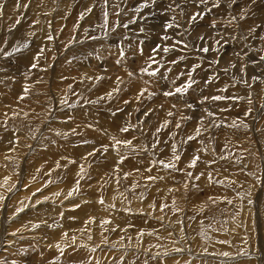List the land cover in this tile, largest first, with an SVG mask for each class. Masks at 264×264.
<instances>
[{
  "label": "rangeland",
  "instance_id": "rangeland-1",
  "mask_svg": "<svg viewBox=\"0 0 264 264\" xmlns=\"http://www.w3.org/2000/svg\"><path fill=\"white\" fill-rule=\"evenodd\" d=\"M33 1H37V0H30L27 2V4L29 5V3L33 2ZM44 1H45V3L43 2V0H38L37 2H34L33 3L34 5L32 6V8L37 9L38 6H40L41 8L42 7L43 8H48V7L50 8V6H52V5L58 6L59 4H60V6L62 5L66 8V6L69 4L70 0H51V1L47 0L49 2H47L46 0H44ZM52 1H53V3H52ZM91 1L95 4L99 3L101 5V7L98 8V10H97V14H96L95 19L99 20L100 19L99 16L101 14L103 15V17H102L103 28L101 31L90 32V30H91V29L89 30L90 25L87 26V29L89 30V32H88V35L86 37V40H89L90 42L88 41V43L92 44V45H94L96 43L93 46L92 50L91 49L89 50L90 55L92 57L93 56L95 57V61H94L95 65L93 67V69L96 70L95 72H93V71L88 72L85 69L81 70V68L83 67L82 62L87 58V56H90L88 53L85 54V51L87 50V48L81 46L83 44L81 42L82 41L84 42L83 37L79 38V40H78L79 41L78 43H80L79 47L81 48L80 52L79 53H78V51L73 52V54L71 55V59H70V57L68 58V60H67L68 64L66 63V65H64V63H63L61 66H58L59 61L56 60L57 57L53 58L50 56L48 46H45L43 48V52H46L47 54H49V58L50 59L53 58V59H52V61H49L47 63V66H45L43 63H40L42 60H44L41 57H40L39 61L33 62L31 57H26V56L22 55L23 53H20L19 51L16 52L15 51L16 47L21 48L20 46H23L25 39L28 38L26 36L27 30L29 28H31L30 30H32L33 29L32 27H34V25L37 26V24L39 23L38 22L39 20L36 19L34 14H32V13L30 14L27 9L25 10V12L27 11L25 14L26 17H25V15H22V17H21V15L16 16L17 14H15V13H17L16 12L17 9H16V7H14V5L16 3L19 4V2H21V4H23L25 2V0H18V2H16V0H0L1 5L6 4V5H8V7H12L11 9H9V14L11 11L12 13H14V17H16V18L19 17L16 20L15 26H13L12 25L13 22L10 21L11 15H9L10 18H8V20L3 21V22H2V20H3L2 18L5 14L1 13V15L2 14L3 15L0 17L1 18L0 29L2 27H6V24H7L5 35L4 34L1 35V31H0V39L2 40V41H0V45L2 44V47H0V52H2V53L4 52L3 54H5V55L1 54L2 57L0 58V73H4V72L8 71L11 73L10 77L12 79L11 80L9 78L8 82H6L7 80L6 81L2 80L3 83H1V81H0V86H1L0 87V109L3 107L5 108V105H2V102L5 101V99H3V97H4L3 92L6 93L8 99H13V97L16 96V91L18 89H20L18 87H19V83L21 84L20 79H21L22 75L27 76V78H29V76H30L29 73H32V71H34L35 69H38V70L44 69V72L49 71V73L46 74V76L49 75V77L51 76L50 71L52 69H55L57 71L56 73L62 72L63 70H64V72H68L67 70H69V73L71 72V74H73V72L75 71V70L71 71L73 67H71L69 69L67 68L68 67L67 65L73 63V64L78 66V68H77L78 75L75 76L74 81L71 83V88L69 86L65 87V90L63 92L66 95H63V97H57L56 96L55 92L52 90V86L54 84L52 81L49 83L48 80H46L45 78L41 79L40 82L47 84V87H48L47 99L52 100L54 102L55 109H58V107L56 106L57 103H58V105L60 103H62V105H63V103H64L65 105L66 104L69 105V109L80 108L83 111H85V112H87L93 116H99L100 112H103L100 115V118L101 119L103 118V120L105 119L109 122L111 121V123H113L114 118L115 119L116 118L117 119L118 118H122V119L128 118L127 120H123V121H125V123L128 121V123L131 124L130 125L131 129L134 130L137 128L136 134H137V131H142L143 133L145 132L142 139L139 138V136L138 137H131V139L133 140V138H135L134 141L138 140L140 142L142 140L145 147H146V145L149 146L148 152L151 155H154L153 158L155 159V161L149 162V164H150L149 167L153 168V166H155V167H157V165H158V167L160 166L159 169L156 168V171L159 173L160 170L163 169L162 170L163 172L159 173V175L161 174L159 177H162V176L166 177L167 182L164 180H163V182H161L163 178L156 179L157 181L156 180H148L147 177L152 176V175L154 177V175H155L151 171L149 173L148 167L146 168V170H147V171H145L146 173L140 172L138 174H136L135 170H137V172H138L139 168H134L128 177L126 174L127 168L122 169V171L124 173L121 176L126 177L124 181H125V184L127 182L128 185L127 186L121 185L118 188L119 194L122 197L121 201H124V203H126L125 201H127L128 204L127 203L126 204L128 206H132L134 203H137V202H140L141 204L145 203V205H146L148 200L152 199V200H150V202L152 203V206L150 203L149 206L151 207V209H149V210H147V208L145 207V209L147 211H143V212H145L144 215L134 213L133 207H129L130 211L120 209L119 206H116V205H119V202H118V195H117V191H116L115 187L113 189H109L110 188L109 185H111L112 183H115V180L113 179V177H110L108 174H110L112 169H119V167L116 165H113V166L111 165L109 167L112 160H110V156L105 155V154L109 153L108 150L111 149L112 143H113L112 139L110 138L109 135H106V134L101 135V134H104V131H102L99 128L98 129L92 128L93 130H95L100 135V137L98 139L90 138V137H88L89 135L83 136V131H81V127L79 128L80 129L79 132L74 133V134L71 131H68L65 134V137L61 138L59 141L57 140L58 143L51 138L53 140V142L57 145L58 148L54 153L51 151H48V153H52V159H48L46 156H44L46 151L43 150L44 149L43 144L39 142V138H40L41 132H43L45 123L42 127H39L37 125L38 121H35L33 118H31V119L29 118L32 122V125H33L32 127L29 128V124L26 127L27 123L23 122V120H22V119H26V117H27L26 115L23 117H21L22 115H20V116L18 115L19 116L18 117L16 114L15 115L11 114V115H13V116H11L10 113L7 112L8 110L5 111V109H3L4 110L3 111L1 109L2 111L1 110L0 111H1V113L2 112L3 113H2V115L0 113V116H1L0 125L2 128V129L0 128V130H1L0 131V137H2V139L5 140L8 137H13L14 143L18 144L20 146V148H22L23 147L22 139H21L22 133L20 131L26 130L27 128L29 129V132H27V133L32 138L31 143H30V144H32V147L30 148V150L28 151L27 154L24 153L22 150L19 151L18 153L14 152L15 154L19 155V162L21 164H23L25 161L24 168H23L25 177L19 178L18 176H15L17 178V181L15 182V186L21 179H23V181H25L24 183H26V182L31 183L33 181H36L38 183H42L40 181H42L45 177L46 179H48V185L50 183H52V185H51L52 187L62 189L61 194L64 195V197L67 199L66 201L71 200L70 197H73L75 194L81 195L80 196L81 201L78 202L80 205L85 203V202L91 201V197H88L90 192L87 193L86 191H82V190H79L78 192H73V194L71 196L68 195L70 192L73 191L74 187H76L77 182H79V186H80V184H88L89 186L87 187V189L90 190L92 193H95L96 197H99V196L103 197L102 199L104 201H106L108 199V197L111 195L112 200L115 203V208L113 209L114 213H113V216L111 218L113 219V221H115V222H113V223H115V225L112 223H108L106 227L112 226V228H115V229H113V231H115V232L119 231V230H121L122 232L124 231V233H126V236L125 237L123 236V239L121 236V240L123 241V243L129 242L130 245L132 243L135 244L136 249L131 250L132 251L131 255L128 253L121 254V251L124 247L123 248H116L113 250L112 247L110 248V245H108L109 247L108 246L103 247V244L105 245V243H103V244L102 243H96L92 239H88V240H85V245H92V247L94 249L88 248L87 246L81 247V248H83L82 250H79L78 248L74 249V247H72V249H71L72 251H71L70 249H67L66 247H64L63 249L67 250V251L66 252L63 251V253H61L62 248L56 247V245L54 244V241H53L54 236L52 235V233H54L56 230L58 232L60 230L59 226L65 220H72L73 219L72 218L73 205L71 203V204H65L64 205V207L61 209L59 219H56L55 214L51 211H45V210L40 211L38 209H34V210L25 211L24 216L21 219L12 220L15 224L14 225L15 228H16V226H17V228L22 227V226H27L28 228H31L32 230L30 232L24 234L25 236L19 237V239L17 240L12 251L0 252V264H86V263L91 264V262H93V261H94V264H184V263L185 264H187V263L188 264H252L251 263L252 261L256 262L255 264H264V253H263L264 252V182L262 179V178H264V142H263L264 141V129H263L264 128V92H263L264 91V88H263L264 87V81H262L264 79V76H263L264 75V64H263L264 63L263 62L264 61V0H172L171 3H168V0H161V7L158 10L155 9V7H156L155 1L158 2V0H144V1L138 0V4H139L138 6L136 5L137 4V2H135L136 0L135 1L131 0L132 2L134 1L133 2L134 7L133 6L131 7V5L129 7V10L131 13H135V14L141 13L142 14V13H146V11H147L146 9H152L150 11V13L153 14V12H154L155 15L157 14L156 15L157 18H155V20L158 22L155 23L156 24L155 26L157 27L158 30L161 28L159 30V31H161V34L166 35V33L170 31V33H173L176 38L179 37L178 41L175 39H172V38L171 39L174 40L173 41V46H174L173 52H179L180 51V53L178 55H180V54H181V56L183 55L182 60L187 59V56L185 57V55H188V53L193 54L191 59H195L196 64L192 65V63H191V65H192L191 68H193L196 65H199V67H195V69L197 68V70L200 74V78L195 84L194 83H192V84H194V86L196 88L198 87V89L200 87H202L204 89V87H205V90L203 92H200L199 96L194 95V97H196V100H193L194 103H195V101H199V102L204 101V100H201L204 97L206 100L214 102L216 100H213L212 97L218 96V95H220V93H222L221 96H224V97H235L236 98V99H222V100H220V101H223L220 103L221 107L224 106V108L222 109V111L224 113L221 112L222 113L221 117L227 118L229 116L228 119L231 118L230 120L232 121L231 123L228 124V130L227 131L226 130L225 131H219V129H222V128L214 129L213 127H209L211 130H213V132H210V133L207 132L204 136H203V133L199 134V135H191L192 131L190 129L192 126L190 127V125L188 123L193 125V127L196 125H198V127H200L199 124L203 123L205 119H201V117L199 115L198 116L197 115L192 116V115H189L187 113L186 116L190 117L191 119L188 120L186 118V122H185V119H182V116L180 114L177 117L176 111L171 112V110H173V105H174L173 100H167L168 96L162 95L163 94L162 92H164L163 88H166V87L163 86L162 91L160 92L161 94L153 92L151 87H153V88H155V87L146 83V81H148L149 83H150V81L148 79L146 80L145 74H147V73L142 71V69L146 68V66L141 65L142 63H138L139 61L135 58V56H133V54L130 51L128 52V45H126L127 48H125V50L128 52V55L125 56L124 50H123V53L121 51L117 50V48L120 47L119 45L116 48L117 44H119L118 43L119 41H115L114 39H112V37H109L106 40L105 44L92 42V40H94L96 37L97 38L98 37H105L106 35H108V32L110 29H113L114 32H119L118 27L122 23L119 15L122 12L117 11V9L114 7L110 8V6L108 4V0H91ZM40 2H41V4H39ZM87 2H88V0H75L74 4L72 6L70 5V8L68 10V13L70 12L69 14L71 15V16L69 15L70 17L68 16V14H65V11H63V10L60 11L61 13L59 12V15H58L59 19L58 20H61L62 17H60V16L63 13V16H64L63 18H65V19L69 18L68 20H70V18H71L72 19L71 21L73 22V26H74V31L72 33L67 32L65 34H61L60 40L63 41L62 45L73 41L75 32L77 30H79V21L77 20V18L78 17L80 18L82 16V11H83L84 7L87 5ZM50 3H51V5H50ZM54 3H56V4H54ZM64 4L65 5L67 4V5L65 6ZM30 5H32V4L30 3ZM35 5H37V6H35ZM57 6H55V7H57ZM4 8L5 7H3V9ZM214 8L216 9L215 11H213ZM13 9H14V11H13ZM135 10H137V11H135ZM71 12H73V13H71ZM159 13L162 15H160ZM197 13H200V15L196 16L195 20H192L191 19L192 16L197 14ZM166 16H167V18H166ZM127 17L129 18L130 15H128ZM150 19H151V17H150ZM157 19H159V20H157ZM168 19L170 20V22L168 21ZM58 20L56 22H58ZM17 21H18V23H17ZM136 21H137V19H136ZM29 22H31L30 23L31 25L29 24ZM21 24H22V26H20ZM169 24L172 25V27H168ZM129 25H131V24L127 23L126 28ZM16 26H18V27L15 30L14 28ZM56 26H57L56 24L53 26L55 30H56ZM98 27L99 26L95 25V27H93V28L95 29ZM171 28L173 31H171ZM227 28L229 31L227 30ZM141 29H143V27ZM166 29H168L169 31ZM17 30H18V32H17ZM9 31H12V32L10 33ZM197 31H199V32H197ZM208 31H210L212 33H209ZM12 33H14L15 35L14 34L12 35ZM204 34H207L208 37H207V35L204 36ZM16 35H17L18 39H17ZM52 35H53V32H52ZM84 35L85 34L82 33V36H84ZM238 35H241V36H238ZM13 36H15L17 41H15V43H14L15 45L13 44L10 46L9 44L13 41V38H14ZM80 36H81V32H80ZM235 36H238V38L241 39V41L243 40V43L245 44L242 52L236 50L237 46L233 45L235 43L232 41L234 40ZM171 37H173V35ZM184 37H185V39H184ZM201 37H203V39H201ZM181 38H183V39H181ZM214 38H215V40H214ZM126 39H127V37H125V40ZM210 39H212V40H210ZM186 40H187V42H186ZM210 41H213V42L211 43ZM217 41H219V43H217ZM160 42L162 43V41H160V40L157 43L159 46L162 45ZM202 42L203 43L205 42V43L203 44ZM186 43H188V44H186ZM189 43H191V47H189V49L188 48L182 49L183 47H185V45H186V47H187V45L189 46ZM147 45L152 46L151 42L147 43ZM212 46H214V47H212ZM230 46L233 49V50H231L232 53L229 54V57H232V60L226 59V58H228V56H224V57H226L225 59H222V57L220 56L219 58L222 59L221 64L223 67V68L221 67V71L222 72L224 71V72L221 73L219 71H215L216 67L218 66V62L215 64H214V62L216 60H218V58H216L215 60H212V58H211L210 60H207V61L204 58L205 57L208 58L210 55V52L218 53L221 51L222 54H226L225 51L227 49H229L228 47H230ZM153 47H156V46H153ZM178 47H180V48H178ZM199 47H201V49L205 48V47H207L209 49V51L207 53L202 52V55H204L203 58L201 56L195 54V53L201 52V49ZM211 48H214V49L211 50ZM159 49H161V48H159ZM190 49H192V50H190ZM1 50H4V51H1ZM5 50H7V51L11 50L9 52L6 51L7 53H11V55H7V53H5ZM29 50L33 51V49H29ZM145 51H146V46H145ZM147 52H145V58L143 59L144 64L150 60L149 59L150 57H153L150 55L151 52L149 51V49L147 50ZM249 53L251 56H249ZM160 54H161L162 58L165 56L160 52L158 54L159 57H160ZM247 54H248V56H247ZM35 55L40 56V52H38ZM149 55H150V57H149ZM59 56H61V54ZM146 57H148V58H146ZM253 57H254V59H253ZM153 58L157 59L156 56H154ZM170 58L171 59L169 61L166 60V62L168 63V65L170 64L169 66H171V67H173V64L176 65V63H173L174 60L180 61L178 56L176 57L178 59H174L173 56H170ZM78 59H79V61H78ZM147 59H149V60H147ZM255 59H257V60H255ZM170 61H171V63H170ZM260 61H261V63H260ZM182 62H184V61H182ZM210 62H212V63H210ZM185 63H188V62L185 61L184 64ZM131 64H134V67L132 69H129V68L124 69L125 67L123 68V66L131 65ZM151 64L152 65L150 68H155V70L158 69L157 77L159 79L157 78V80L159 81L161 79L159 83L160 84L165 83L166 80H164L165 79L164 73L159 74V70L162 68V66H164L163 62L158 60V63L153 64L151 62ZM210 64H212V65H210ZM224 64L227 66H225ZM237 64H238V66H237ZM256 64H258L260 66H258ZM33 65H37V67L36 66L33 67ZM38 66H39V68H38ZM186 66H189V63L187 65H185L184 67L182 66V69H184V70L188 69V67H186ZM61 67H63V68H61ZM227 67H228V69H227ZM17 68H20V69L24 68L25 70L18 72L19 69H17ZM58 68L63 69V70L61 71ZM232 68H233V70H232ZM236 68H239V69L241 68V69L239 71V70H236ZM65 69H67V70H65ZM73 69H75V68H73ZM102 71H104V73H105L104 76L100 75ZM252 71H253V73H252ZM235 72L237 73L238 76L236 75ZM129 73H131V75H129ZM210 73L213 74V79L215 80V81H213L214 87H216L215 90H214V88H211L212 84H213V82L211 81L212 78L206 79L207 74H210ZM230 74H231V76H230ZM261 74H263V75H261ZM148 76L149 75L147 74V77ZM238 77H241V78H238ZM72 78H73V76H72ZM95 78H99V81H100V79L101 80L102 79L107 80L106 82L108 84L101 81V84L104 87L105 86L107 87V88L106 87L104 88L106 91L104 89H99V91H98V89H94L95 91H91V89L86 88L87 86H84L81 89L84 98H76L75 97L76 93L75 94L71 93V90H72V88H74L77 81L80 82V80H82V79L93 81L92 79H95ZM261 78H263V79H261ZM110 79H112V81ZM230 79L231 80L234 79L233 80L234 84H233V82L229 81ZM237 79H238V81H237ZM242 79H243V81H242ZM119 81H121L122 85L123 84L124 85L120 86L118 89L119 85L117 87H115V85L118 84ZM95 82L96 81H94V83ZM131 82H137L138 86L133 85ZM4 83H6V84H4ZM13 84H14V87H13ZM24 84H25V82H24ZM179 85H182V84H179ZM230 85H232V86L230 87ZM166 86L170 87V85H166ZM134 88L139 92H141L145 89H147V91H144V94L139 97V100L135 101V103H133V104L131 102L132 105L131 104L129 105L128 103H130L129 102L130 97L132 95V90ZM157 89H159V88H157ZM225 89H226V91H225ZM102 90H104V91H102ZM108 90H110V92L111 93L113 92V93H112V96L109 97V99H108L109 101L107 103V101H106L107 98L104 95L106 94V92ZM149 90L150 91L152 90V92H148ZM191 90H193V89H191ZM96 91H98V93ZM115 91H116V93H115ZM157 91H159V90H157ZM165 92H169V91L165 90ZM41 93L43 94V92H41ZM120 93H121V95H120ZM23 94L24 93H22V97H23ZM118 94H119V96H118ZM185 95H186L185 93H183V95H182V99H184V100H186L185 98H186V96H188V95H186V96ZM115 99L117 100V102H115ZM121 101H123V102H121ZM126 101H127V103H126ZM140 101H141V103L139 104ZM217 101H219V100H217ZM144 102H145V104L143 105ZM109 103L110 104L113 103V104L110 106ZM114 104H115V107H114ZM124 104H127V105H124ZM135 104H137V105H135ZM204 104H205V101H204ZM121 105H123V106H121ZM213 105L215 106L216 104L214 103V104H212V106L209 105L210 107L209 106H203V107H205V110L202 109V111L198 110V106L195 105V107H193V110L198 112V113L207 114V115L209 112L213 113L214 115L209 116V118L213 117L214 119H216L215 123L218 124V123H220V122H218V119L220 117V113H216L213 110V109H216V108H214ZM131 106H133V107L135 106V107L132 108ZM148 106L150 109H152V111H154L153 113H152V111H150V109H148L150 111V112L148 111V113H147V110L144 111ZM144 107H145V109H144ZM139 108H140V111H139ZM128 110H129V112L132 110V112L129 113ZM5 112H6V114H5ZM169 112H171L172 115H169ZM254 112H255V114L257 113V118H258L257 123L259 124V127L256 128L257 133L258 132L261 133V136H260L261 142L260 143L258 140V134L254 132L253 126H249L250 123L247 120L251 116L254 115L253 114ZM131 113H132V115H131ZM134 113H135V115H134ZM144 113H146L148 115H146ZM156 113H159V114H157L158 117L160 116L159 120H158V117L156 116ZM226 113H229V114H226ZM7 114H9V116ZM3 115L4 116L7 115V116L3 117ZM125 115H127V116L125 117ZM62 116H64V117H62V120L64 123H68L70 121L67 110L64 111ZM145 116H147V117H145ZM148 116H150V117H148ZM161 116H163V117H161ZM165 116H168L169 118L165 117ZM10 117L13 118V120H14V118L15 119L18 118L17 120H15V121H17V123H18V120L22 118L19 121H22L21 123H23V124L25 123L24 124L25 126L24 125L22 126V124H19V123L17 124L19 127H21L22 130H20V128L18 130V126L16 125V122H15V126H13L14 123L12 121H10V119H9ZM81 117H79V119H81ZM155 117H156V119H155ZM176 117H177V120H176ZM2 118H3L4 123H6L4 126L6 127V125H7L11 130L8 128H5V127L4 128L7 131H5L3 129ZM134 118H137V119H134ZM148 118H149V120H148ZM161 118H162V120H161ZM7 119H9V123L7 122ZM153 119H154V121H153ZM178 119H180V123L176 124L175 120L178 121ZM165 120H166V122H165ZM116 121L121 124L120 121H118V120H116ZM131 121L132 122L134 121V123L132 124ZM182 122H183V124H186V125H183ZM233 122L237 125L236 127L232 126ZM11 123H13V124H11ZM145 123H147V124L145 125ZM157 123H160V125L159 124L157 125ZM10 124L12 125V127L14 129L11 128ZM143 124L145 125V127L143 126ZM76 125L78 126L79 124H76ZM153 125L156 126V131L154 129L155 127L153 128ZM164 125H165V127H164ZM176 125H179V127H177ZM181 125H183L185 127H182ZM212 125L214 126V124H212ZM16 126H17V129H16ZM159 126H162V127H159ZM146 127H148V128H146ZM123 128H125L124 125H123ZM157 128L158 129L161 128V129H159V131H157ZM163 130H165V131H163ZM187 131H189L190 133ZM222 133H224V136H222ZM127 134H131V132H128ZM189 134L192 137H194V139L188 140L187 138L190 136ZM95 135H94V137H95ZM238 135H240V136H238ZM73 136L79 140L76 141L74 138H71ZM241 137H242V139L244 138L242 140V143L240 142ZM184 138H185V140H184ZM2 139L0 140V161H2L1 158L7 156L9 153V150L12 149V147L8 146L7 145L8 143L3 142ZM143 140H145V141H143ZM224 140H225V142H224ZM8 141L11 143V140H8ZM227 141L228 142L230 141V143H233V144H230ZM97 143H98V145H97ZM244 143L247 144V147H245ZM170 144L173 147H175V151H176V148L178 147V148L183 149L185 152V154L182 156V158H180L181 162H177L178 164H176L174 162V164H176V167H175L176 171L174 172L176 174L175 178H173V174H174L173 169L171 172V169H167L159 163L160 159L165 161V163H167L169 161H171L173 163V161H175L174 159H171L170 154H167L165 151V148L167 150L168 147L170 146ZM5 145L7 146V148L3 149V147ZM102 146L107 147L106 152H104L102 150ZM205 147L207 149L212 150V154H210V157L212 158V155L214 157L210 161L206 159L207 158L206 156H204L205 153L207 152L205 150ZM234 147H237V148H234ZM226 149H227V152L229 151L228 153L225 152ZM155 151H157V154H153V152H155ZM159 151H161V152H159ZM162 151H163V153H162ZM175 151L173 150V153ZM237 151H238V153H237ZM91 152H95V154L94 155H88ZM188 152L190 153V155L192 154V152H193V154L190 156L188 154ZM173 153L171 154V156H173ZM202 154H204V155H202ZM155 155H156V157H155ZM193 155H194V157L199 156V159H198L199 162L197 160L196 161L197 164H195L196 168L189 166L191 164V161L194 158ZM184 156H189V157H184ZM135 158H136V156H134V155L130 156V161L132 163L130 162L128 164V166L138 167V165H140L142 162L144 163V162L148 161V158L146 161V160L140 159V156H137L136 159ZM183 158H185V160ZM220 159H222L223 161ZM55 161H57L58 165L55 164ZM139 161L140 162L142 161V162L140 163ZM184 161H188L189 163L188 162L186 163ZM105 162L109 163V165L106 164ZM143 163L141 165H143ZM179 163L182 165L181 167H180ZM221 163H224V164H221ZM81 165H83V168H84L83 173H81V171H80ZM186 165H187V167H186ZM209 165H210V167H207ZM212 165H213V167H212ZM227 165L231 166L230 168H228L229 170L227 168H225ZM39 166H41V168L38 171H36V169ZM197 166H199V167H197ZM178 167L181 168V170ZM201 167L202 168L204 167L205 169H201ZM217 167H218V170H216ZM0 168H1V165H0ZM154 169H153V171H154ZM226 169H227V172H226ZM165 170H167V171H165ZM178 170L181 172H179ZM209 170L212 172H210ZM2 171H3V168H1L0 174H2L1 173ZM196 171H197V173H195ZM201 171H203V172H201ZM219 171H221L222 173ZM19 172H20V174H19V176H20L22 169H20ZM169 172H171V175H168ZM36 173L38 175H36L33 179L32 178L29 179L31 174H36ZM164 173H166V176ZM187 173H191V176L188 177V175H186ZM201 173H203V175H201ZM216 174L218 175V177L215 176ZM230 175H231V177H230ZM167 176H169V177H167ZM155 177H157V176H155ZM182 177H185L186 179L182 178ZM209 177H212V178L209 180ZM206 178H208V179H206ZM217 178H218V180L220 178V180H219L220 182L217 180ZM243 179H245V180H243ZM259 179H261V180L259 181ZM199 180H200V182H199ZM149 181H151V183ZM223 181H224V183H223ZM118 182L122 183L121 178L118 180ZM159 182H160V184L166 183L165 184L166 186L161 184V188H162V186H163V188L160 189V186L158 188V185H160V184H158ZM171 182H173V184ZM189 182H190V184H188ZM197 182H199V183H197ZM221 182L224 185H220ZM261 182H263V184ZM24 183H23V185H24ZM167 183L168 184L171 183V185H167ZM251 183H253L255 188L253 187V185H251ZM179 184L180 185L182 184V185L179 186ZM191 184H192V186H190ZM196 185L199 187H196ZM72 186H74V187H72ZM128 186L131 188V190L129 189ZM153 186H155V188ZM166 187H168V188L166 189ZM183 187H186L187 189L186 188L184 189ZM221 187H223L225 189H223ZM246 187H248V188H246ZM249 187H250V189H249ZM256 187L257 188L260 187V194H259L260 199L258 201H256L257 197H255L256 192H254V190H252V188L256 189ZM20 188L18 191H16L15 193L12 194V197H11L12 200H15V198L17 196H19L21 193H23L25 191V190L20 189ZM68 188L70 190L67 191ZM168 189H170V191H168ZM214 189H215V191H214ZM153 190L155 192H153ZM184 190L186 192H190L189 195L191 194V196H189L188 193H186ZM187 190H189V191H187ZM210 190H212L213 196L209 195ZM161 191H163V193H161ZM176 191L178 192L179 195L176 193ZM127 192H129V193H127ZM164 192H166V193H164ZM170 192H172V193H170ZM246 192H250V194H251L250 200L252 201V203L245 204V205H248L250 207V204H252L251 208L252 207L254 208V210L252 212L254 217L252 218V220H253V223H255V225L253 227L251 226L252 229L249 232H247V238H246L247 240L245 241V245L243 244L244 243L243 240H235L233 237H229V236L228 237L225 236L222 239H218V237H220V235H221V233H220L221 230H223L224 227H229L231 222H233L235 224L236 220L238 221V227L239 228L243 229L244 231H245V228H247V221L246 220L243 221V217H242V214L243 215L245 214L242 209H244V203H245L244 195ZM155 193L158 194L161 199L159 198V196L156 197ZM222 193H224L225 195ZM122 194H126V195H122ZM147 194L150 195L152 198H150V196H148ZM152 194H154L155 196ZM160 194L161 195L163 194L165 196H163V195L161 196ZM170 195H171V197H170ZM129 196L130 197L132 196L133 198L132 197L130 198ZM198 196H200V197H198ZM154 197H156V198H154ZM174 197L175 198L177 197V199H178V197H181V198L184 197L185 199H183V201L180 198H179V201L182 203L185 200V202L182 204L178 201L176 202L175 200H177V199H174ZM208 197H209V199H208ZM210 197H212L213 200H210ZM157 198H158V200H157ZM199 198L201 199V201ZM130 199H133V201L131 202L132 205L130 204V201H131ZM143 199H145V200H143ZM166 199H168V200H166ZM195 199H196V201L199 200V203L198 202H196V203L197 204L201 203L200 204L201 206L200 205L197 206L196 203L191 202V201H195ZM142 200H143V202H142ZM163 200H165V203L163 202ZM170 200H172V202H169ZM187 200H188V203H187ZM166 201H168V202H166ZM173 201H175L174 203H177V204L175 205L173 203ZM160 202H162L161 203L162 206L165 204L166 206L168 205L167 207H169V205H170L171 208L174 205L173 212H171L172 209H170V207H169V209L165 208V207H160V210H159L158 208H159V206H161ZM153 203H154V206H153ZM191 203H193V204H191ZM212 203H214V204H212ZM105 204H106V208H108V202H106ZM143 204H142V206L144 207L145 205H143ZM194 205H196V212L194 210V208H195ZM180 206H181L182 212H180L181 210L178 211L180 209ZM201 207L203 208V210L201 209ZM175 208H176V210H175ZM109 209H111V207ZM154 209H156L158 212L163 210L162 212H160L161 215L164 213V214H166V216H171L169 219L174 218L175 214H176L175 215L176 217H179V218L182 217L181 221H182L183 226L187 225L188 229H190V230L193 229L194 232H196L199 229L197 233H199V234L202 233L203 235L202 234L201 235L203 236V238L205 240V242L202 240V242L205 243V247H202V248H207V244L209 242H211L212 240L215 241V239H216V241L220 240V242L223 244L224 247L231 245V248L229 249L230 254L227 256H224L221 253H215V252L211 253L210 251L212 250V247L209 246L207 255H204L203 257H199V256L197 257L196 256L193 259V257L191 258V256H189L187 252H184V251L177 252L176 249H178V248L175 249V247L173 249V252L167 253L168 250H166V247L160 245V243H162V242H160V243L157 242L159 244V246L157 243L154 244V246H153V244H150V243H153L155 240H157L156 239L157 237L161 238V236H155L157 234H155V232L146 230L144 225H145V222L148 218V213ZM184 210H186L185 214H184ZM126 211H128L129 213L132 212L134 216L132 218L127 217ZM35 215H38L42 220L37 221L35 218ZM247 215H244V216H247ZM123 218H125V222H124ZM90 219L91 218L86 220V224L88 223V220H90ZM75 221H79V220H75ZM0 222H2V221H0ZM37 224H40V226L34 227V225H37ZM241 225L245 226V228ZM254 228H255V230H254ZM67 232L68 231H66L65 233H67ZM144 232H145V234H144ZM147 232L149 233V235ZM150 232L152 234L153 233L154 234L152 235ZM210 232H212V234H214V233L215 234L212 235V234H210ZM253 232H255L256 237L253 235ZM1 233H2V227L0 224V239H1ZM141 233H143V235H141ZM64 234L63 235L61 234V238H63V240L67 238V236H65ZM111 235H106V236L110 237ZM147 235H148V239H146ZM150 235L154 236L156 238H154V237L151 238ZM210 235L215 236V238H213V239L209 238ZM224 235H227V234H224ZM138 236H139V238H138ZM189 236L191 237L192 235H189ZM241 237L243 238V236H241ZM252 237L254 240H249ZM136 239H139V240H136ZM137 241L138 242L141 241V242H139L140 244ZM111 242H112V244H114L113 241H111ZM183 242L184 241H182L178 244L176 243L177 246L180 247L179 249H181V250L183 249V247H182ZM106 244H107V241H106ZM155 245H157V246H155ZM111 246H113V245H111ZM107 249H108V251H106ZM91 250H92V252H91ZM101 250L102 251L105 250L104 251L105 253L102 252ZM159 250H161V251H159ZM163 250H164V252H166L167 255L162 253ZM245 250H247L250 253V256H249V254H247V255L244 254ZM93 251H99V253L102 252V253H104L103 255H105V257L101 256L100 254H98L97 256H94ZM72 252H75L76 254L72 253ZM225 252L227 253L228 250L224 251V253ZM161 253L164 255H162ZM72 254H73V256H72ZM217 255H218V257H217ZM221 255L226 257V259L221 258ZM232 255H233V257H232ZM50 256L52 257V259ZM38 257L39 258L41 257V260ZM75 258H77V259H75ZM78 258H80L81 260ZM87 258L89 260H87ZM183 258H184V260H183ZM100 259H101V261H100ZM246 260H252V261L249 263H245ZM167 261H169V262H167Z\"/></svg>",
  "mask_w": 264,
  "mask_h": 264
},
{
  "label": "bare ground",
  "instance_id": "bare-ground-1",
  "mask_svg": "<svg viewBox=\"0 0 264 264\" xmlns=\"http://www.w3.org/2000/svg\"><path fill=\"white\" fill-rule=\"evenodd\" d=\"M28 1H30V0H25V2L23 3V4H21V2H19V4L18 3H16L15 5H14V7H16V9H17V13H15V14H17L16 16H19V15H21V17H22V15H25L26 14V12H25V10L27 9L28 10V12L31 14H34V16L36 17V19L37 20H39L38 22V24H37V26H35L34 25V27H32L33 29L32 30H30L31 28H29L28 30H27V33H26V36L28 37V38H26L25 39V41H24V43H23V46H20L21 48H19V52L20 53H23L22 55H24V56H26V57H31V59H32V61L33 62H35V61H39V59H40V57L42 58V59H44V60H42L40 63H43L45 66H47V63L49 62V61H52V59L53 58H56L57 57V61H59V65L58 66H61L63 63H64V65H66V63H67V60H68V58L70 57V59H71V55L73 54V52H75V51H78V53L80 52V50H81V48L79 47V44L80 43H78L79 41V38H81V37H83L84 38V42L82 41L81 43H83L81 46H83V47H86L87 48V50L85 51V54H89L90 55V52H89V50L91 49L92 50V48H93V46L96 44H94V45H92V44H89L88 43V41L89 40H86V37H87V35H88V32H89V30H90V32H92V31H101L102 30V28H103V20H102V17H103V15L101 14L100 16H99V20H97V19H95V17H96V14H97V10H98V8H100L101 7V5L98 3V4H95V3H93L91 0H88V2H87V5L84 7V9H83V11H82V16L79 18H77V20L79 21V30H77L76 32H75V35H74V38H73V41H71V42H68V43H66V44H64V45H62V43H63V41L62 40H60V36H61V34H65V33H67V32H69V33H72L73 31H74V26H73V22L71 21L72 19L70 18V20H68V19H65V18H63L64 16H63V13L61 14V16L60 17H62L61 18V20H58L59 19V17H58V15H59V12L61 11V10H63V11H65V14H68V16L70 15L69 13H68V10H69V8H70V5L72 6L73 4H74V2H75V0H70L69 1V4L66 6L65 4V6H66V8L64 7V6H60V4L57 6V5H52V6H50V8L48 7V8H41L40 6H38V8L37 9H34V8H32V6L34 5L33 3L34 2H37V1H33V2H30L32 5H30V3H29V5L27 4V2ZM47 1V0H46ZM49 1H51V0H49ZM49 1H47V2H49ZM135 1V0H134ZM133 1V2H134ZM144 1V0H143ZM171 1L172 0H168V3H171ZM15 2V1H14ZM16 2H18V0H16ZM43 2L45 3V1L43 0ZM58 2V1H57ZM56 2V3H57ZM104 2V1H103ZM133 2L131 1V0H108V4H109V6H110V8L111 7H114V8H116L117 9V11H121L122 13L119 15L120 16V19H121V21H122V23L119 25V27H118V30H119V32H114L113 31V29H110L109 30V32H108V35H106L105 37H96L94 40H92V42L94 43V42H97V43H103V44H105V42H106V40L109 38V37H112V39H114L115 41H119L118 43L119 44H117V46H116V48L118 47V45L120 46L119 48H117V50H119V51H121L122 53H123V50H124V55L126 56V55H128V52L130 51L132 54H133V56H135V58L139 61H137L138 63H142L141 65H145L146 66V68H148V71L149 72H151V71H153V70H155V68H150L149 67V64H151V61L149 60V59H147V60H149V61H147L145 64H144V61H143V59L145 58V52H147V50L149 49V51L151 52V56H156L157 57V59H155V60H159V61H162L163 62V64H164V66H162V68L159 70V74H162V73H164V80H166L165 81V83H163V84H160L159 82H160V80L158 81L157 80V75H158V72H157V74L155 75V76H148L147 77V74H145V77H146V80L148 79L149 81H150V83L148 82V81H146V83H148V84H150V85H152V86H154L155 88H153V87H151V89L153 90V92H155V93H160L161 91H162V88H163V86H165L166 88H163L164 89V92H162L163 94V96H166V95H164V93H165V90L166 91H172V92H175V89L176 88H179V87H184L188 82H189V80H191V81H194V84L199 80V78H200V74H199V72H198V70H197V68L195 69V71L194 72H192L191 70L193 69V68H191V66L192 65H194V64H196L195 63V59H191V57L193 56V54L192 53H188V55H185V57L187 56V59L185 60H182V56H181V54L180 55H178L179 53H180V51L179 52H173L174 51V46H173V41L174 40H172V39H175V40H179V37L178 38H176L175 37V35L173 34V33H170V31L168 30V29H166V30H168L169 32H165L166 33V35H162L161 34V31H159L158 29H157V27L155 26L156 24V22H158V21H156L155 20V18H157L156 17V15L154 14V12H153V14L152 13H150V11L152 10V9H146L147 11H146V13H140V14H135V13H131L130 12V10H129V7H130V5H131V7L133 6ZM135 2H137V6L139 5L138 4V0H136ZM147 2V1H146ZM153 2V1H152ZM156 2V4H155V9H160V7H161V0H158V2L157 1H155ZM13 3V2H12ZM52 3H53V1H52ZM56 3H54V4H56ZM63 3V2H62ZM140 3V2H139ZM173 3V2H172ZM39 4H41V2L39 3ZM49 4V3H48ZM58 4V3H57ZM11 5V4H10ZM50 5H51V3H50ZM95 7H94V6ZM187 5V4H186ZM0 6H2V7H0V17L3 15V14H5L4 16H3V20H2V22L3 21H6V20H8V18H10V16L9 15H11V18H10V21L11 22H13L12 23V25L13 26H15V23H16V20L19 18H16V17H14V13H12L11 11H10V14H9V9H11L12 7H8V5H1L0 4ZM35 6H37V5H35ZM49 6V5H48ZM55 6H57V7H55ZM146 6V5H145ZM169 6V5H168ZM226 6V5H225ZM3 7H5L4 9H3ZM134 7V6H133ZM147 7V6H146ZM181 7V6H180ZM139 8V7H138ZM210 8V7H209ZM144 10V9H143ZM216 9L214 8L213 9V11H215ZM227 10V9H226ZM13 11H14V9H13ZM135 11H137V10H135ZM139 11V10H138ZM149 11V12H148ZM155 11V10H154ZM263 11V10H262ZM158 12V11H157ZM160 12V11H159ZM173 12V11H172ZM1 13H3L2 15H1ZM24 13V14H23ZM61 13V12H60ZM71 13H73V12H71ZM160 14V13H159ZM166 14V13H165ZM169 14V13H168ZM174 14V13H173ZM214 14V13H213ZM128 15H130V17L128 18L127 16ZM160 15H162V14H160ZM167 15V14H166ZM171 15V14H170ZM175 15V14H174ZM29 16V15H28ZM67 16V15H66ZM71 16V15H70ZM69 16V17H70ZM168 16V15H167ZM167 16H166V18H167ZM229 16V15H228ZM231 16V15H230ZM25 17H26V15H25ZM30 17V16H29ZM150 17H151V19H150ZM172 17V16H171ZM239 17V16H238ZM24 18V17H23ZM31 18V17H30ZM73 18V17H72ZM165 18V17H164ZM136 19H137V21H136ZM170 19V18H169ZM168 19V21L170 22V20ZM172 19V18H171ZM210 19V18H209ZM30 20V19H29ZM34 20V19H33ZM58 20V22H56ZM157 20H159V19H157ZM31 21V20H30ZM55 21V22H54ZM71 21V22H70ZM120 21V22H121ZM167 21V20H166ZM165 21V22H166ZM0 22H1V18H0ZM21 22V21H20ZM25 22V21H24ZM32 22V21H31ZM31 22H29V24L31 23ZM37 22V21H36ZM198 22V21H197ZM127 23H130L131 25H129L127 28H126V24ZM164 23V22H163ZM10 24V23H9ZM23 24V23H22ZM22 24L20 25V26H22ZM36 24V23H35ZM57 25L56 26V30L54 29V25ZM185 24V23H184ZM31 25V24H30ZM33 25V24H32ZM52 25V26H51ZM88 25H90V28H89V30L87 29V26ZM95 25L96 26H99L98 28H93V27H95ZM167 25V24H166ZM195 25V24H194ZM9 26V25H8ZM19 26V27H20ZM162 26V25H161ZM165 26V25H164ZM199 26V25H198ZM6 27H7V24H6ZM6 27H2L1 29H0V31H1V35L2 34H4L5 35V32H6ZM18 26H16L14 29L16 30V28H17ZM143 27V29H141ZM172 27V26H171ZM237 27V26H236ZM166 28V27H165ZM200 28V27H199ZM226 28V27H225ZM13 29V30H14ZM20 29V28H19ZM18 29V30H19ZM137 29V30H136ZM18 30H17V32H18ZM165 30V31H166ZM227 30H228V28H227ZM21 31V30H20ZM171 31H173L172 30V28H171ZM205 31V30H204ZM229 31V30H228ZM235 31V30H234ZM10 33L12 32V31H9ZM16 32V31H15ZM14 32V33H15ZM52 32H53V35H52ZM80 32H81V36H80ZM175 32V31H174ZM196 32V31H195ZM197 32H199V31H197ZM209 33H212V32H210V31H208ZM14 33H12V35L14 34ZM82 33L83 34H85L84 36H82ZM164 33V32H163ZM29 34V35H28ZM176 34V33H175ZM208 34V33H207ZM207 34H204V36L205 35H207ZM11 35V36H12ZM15 35V34H14ZM173 35V37H171ZM177 35V34H176ZM182 35V34H181ZM180 35V36H181ZM185 35V34H184ZM179 36V35H178ZM186 36V35H185ZM203 36V35H202ZM238 36H241V35H238ZM238 36H235V38H234V40L232 41V42H234L235 44H233V45H236L237 47H236V50H238V51H243V47L245 46V44L243 43V40L241 41V39H239L238 38ZM6 37V36H5ZM14 38H13V41L9 44L10 46L11 45H13L14 43H15V41H17V39H18V37H17V35H16V37H17V39L15 38V36H13ZM125 37H127V39L125 40ZM182 37V36H181ZM207 37H208V35H207ZM20 38V37H19ZM172 38V39H171ZM194 38V37H193ZM212 38V37H211ZM238 38V39H237ZM160 41H162V45L161 46H159L157 43H158V41L159 40ZM181 39H183V38H181ZM184 39H185V37H184ZM210 40H212V39H210ZM214 40H215V38H214ZM0 41H2L1 39H0ZM87 41V42H86ZM182 41V40H181ZM198 41V40H197ZM221 41V40H220ZM90 42V41H89ZM151 42V45L152 46H148L147 45V43H150ZM186 42H187V40H186ZM211 43L213 42V41H210ZM203 43V42H202ZM205 43V42H204ZM203 43V44H204ZM216 43V42H215ZM186 44H188V43H186ZM247 44V43H246ZM15 45V44H14ZM100 45V44H99ZM126 45H128V52L125 50V48H127L126 47ZM175 45V44H174ZM177 45V44H176ZM45 46H48V48H49V54H50V56L51 57H53L52 59H50L49 58V54H47L46 52H43V48L45 47ZM61 46V47H60ZM101 46V45H100ZM106 46V45H105ZM145 46H146V51H145ZM153 46H156V47H153ZM179 46V45H178ZM197 46V45H196ZM0 47H2V44L0 45ZM165 47H167L168 49H169V51H167V52H165V51H163V49L165 48ZM181 47V46H180ZM180 47H178V48H180ZM189 47H191V43H189V46L187 45V47H183L182 49H184V48H188L189 49ZM212 47H214V46H212ZM60 48V49H59ZM159 48H161V49H159ZM176 48V47H175ZM200 49H201V47H199ZM229 49H227L225 52H226V54H222L221 53V51L220 52H218V53H212V52H210V55H209V57L207 58V57H205L204 59L207 61V60H210L211 58H212V60H215L216 58H218V60H216L215 62H214V64L215 63H217L218 62V66L216 67V69H215V71H219V72H221V73H223L222 71H221V67H222V64H221V60L222 59H225L226 57H224V56H228V58H226V59H228V60H232V57H229V54L230 53H232V51L231 50H233L232 48H231V46L230 47H228ZM15 49V48H14ZM16 49H17V47H16ZM29 49H33V51H31V50H29ZM154 49H157V51H154ZM173 49V50H172ZM212 49H214V48H211V50ZM190 50H192V49H190ZM197 50V49H196ZM1 51H4V50H1ZM7 50H5V53H7V52H9V51H11V50H9V51H7ZM104 51V50H103ZM106 51V50H105ZM163 54V55H165L163 58L161 57V54H160V57L158 56V54L160 53V52ZM16 52H18V51H16ZM38 52H40V56H37V55H35V54H37ZM159 52V53H158ZM4 53V52H3ZM2 52H0V58L2 57V55L1 54H3ZM148 53V52H147ZM61 54V56H59ZM173 54V55H172ZM184 54V53H183ZM187 54V53H186ZM195 54H197V55H199V56H201L202 58L204 57V55H202V51L200 52V53H195ZM3 55H5V54H3ZM147 55V54H146ZM150 55H149V57H150ZM232 55V54H231ZM237 55V54H236ZM170 56H173V58L174 59H180V61H178V60H176V65H174L173 64V67H171V66H169L168 65V63L166 62V60H170L171 58H170ZM178 56V58H176ZM222 57V59L221 58H219V57ZM247 56H248V54H247ZM249 56H251L250 55V53H249ZM181 57V58H180ZM235 57V56H234ZM46 58V59H45ZM146 58H148V57H146ZM234 59V58H233ZM252 59V58H251ZM253 59H254V57H253ZM55 60V59H54ZM173 60V59H172ZM171 60V61H172ZM255 60H257V59H255ZM78 61H79V59H78ZM95 57L93 56H87V58L82 62V65H83V67L81 68V70H83V69H85L86 71H88V72H91V71H93V72H95L96 70H94L93 69V67H94V65H95ZM171 61H170V63H171ZM175 61V60H174ZM182 61H186V62H188L189 63V66H186V67H188V69H182V66L184 67L185 65H187L188 63H185L184 64V62H182ZM225 61V60H224ZM227 61V60H226ZM213 62V61H212ZM212 62H210V63H212ZM264 62V61H263ZM191 63H192V65H191ZM227 63V62H226ZM260 63H261V61H260ZM68 64V63H67ZM154 64V63H153ZM160 64V63H159ZM162 64V65H163ZM184 64V65H183ZM213 64V65H214ZM228 64V63H227ZM231 64V63H230ZM264 64V63H263ZM152 65V64H151ZM161 65V64H160ZM210 65H212V64H210ZM225 65V64H224ZM234 65V64H233ZM256 65H258V64H256ZM8 66V65H7ZM36 67H37V65H35ZM68 67V69L69 68H71V67H73V68H75V69H73L72 68V70L71 71H74L73 72V74H71V72L69 73V70H67V69H65V70H67L68 72H64V70L63 69H59V70H63L62 72H59V73H56L57 71L55 70V69H52L50 72H51V76L49 77V75L48 76H46V74L47 73H49V71L48 72H44V69H40V70H38V69H35L34 71H32V73H29L30 74V76H29V78H27V76H21V79H20V82H21V84L19 83V87L18 88H20V89H18L17 91H16V96L15 97H13V99H8L7 98V95H6V93H4L3 92V99H5V101H3L2 102V105H5V108L3 107V108H1L2 110L3 109H5V111L6 110H8L7 112H9L10 113V115L11 114H16L17 116L19 115H22L21 117H23V116H27L26 117V119H22L23 120V122H26L27 124H26V127L28 126V124H29V128L30 127H32L33 125H32V122H31V118H33L35 121H38V123H37V125L39 126V127H42L43 125H44V123H45V125H44V129H43V132H41V135H40V138H39V142L40 143H42L43 144V150H45L46 152H45V154H44V156H46L48 159H52V153H48V151H51V152H55L56 150H57V145L53 142V140L54 141H56L57 142V140L59 141L61 138H63V137H65V134L68 132V131H71L73 134L74 133H77V132H79V128L81 127V131H83V136H85V135H89L88 137H90V138H95V139H98L99 137H100V135L95 131V130H93L92 128H95V129H101L102 131H104V134H101V135H109L110 136V138L112 139V147H111V149L110 150H108L109 151V153H107V154H105V155H108V156H110V160H112V162H111V164L109 165V163H107V162H105L106 164H108L109 165V167L112 165H116V166H118L119 167V169H112L111 170V172H110V174H108L110 177H113V179L115 180V183H112L111 185H109V189H113L114 187H115V189H116V191H117V195H118V202H119V205H116V206H119V208L120 209H123V210H129V207H133V212L134 213H136V214H141V215H144L145 214V212H143V211H147V210H149V209H151V207L149 206V204L151 203L150 202V200H152V199H150V198H152L150 195H148V196H150V200H148V202H147V204L145 205V203L143 204V205H145L144 207L142 206V204L140 203V202H137V203H134L133 205L131 204V202L133 201V199H130L131 201H130V204L132 205V206H128L127 204H128V202L127 201H125L126 203H124V201H121V199H122V197H121V195L119 194V190H118V188H119V186H121V185H124V186H127L128 184H127V182H126V184H125V178L126 177H124V176H121L124 172L122 171V169H126L127 171H126V174H127V177L131 174V172H132V170L134 169V168H139V170H138V172H137V170H135L136 171V174H138V173H140V172H145V171H147L146 170V168L148 167L149 169H151V172H153V174H155L154 175V177L155 176H157V177H159L160 175H159V173L160 172H163L162 170H160V172L158 173L157 171H156V168L157 169H159L160 168V166L158 167V165H157V167H155V166H153V168H150L149 166H150V164H149V162H152V161H155V159L153 158L154 157V155H151L149 152H148V148H149V146H147L146 145V147H145V145L143 144V142H142V140H141V142L140 141H138V140H135L134 141V139L135 138H133V140L131 139V137H138L139 136V138H143V135H144V133L142 132V131H137V134H136V130H137V128L136 129H131L130 128V125L131 124H129L128 123V121L125 123V121H123V120H127L128 118H124V119H122V118H114V120H113V123H111V121L109 122V121H107V120H103V118L101 119L100 118V115L103 113V112H100V114H99V116H93V115H91V114H89V113H87V112H85V111H83L82 109H80V108H74V109H69V105H65L64 103H63V105H62V103H60L59 105H58V103L56 104V106L58 107V109H55V105H54V102L52 101V100H48L47 99V96H48V87H47V84H44V83H41L40 81H41V79H46V80H48V82L50 83L51 81L54 83L53 84V86H52V90L55 92V94H56V96L57 97H63V95H66L63 91L65 90V87L66 86H71V83L74 81V78H75V76L76 75H78V71H77V68H78V66L77 65H75V64H73V63H71V64H69V65H67ZM225 66H227V65H225ZM236 66V65H235ZM234 66V67H235ZM237 66H238V64H237ZM258 66H260V65H258ZM257 66V67H258ZM125 67V68H124ZM134 67V64H131V65H127V66H123V68L124 69H127V68H129V69H132ZM159 67V66H158ZM185 67V68H186ZM4 68V67H3ZM38 68H39V66H38ZM61 68H63V67H61ZM223 68V67H222ZM231 68V67H230ZM17 69H19L18 70V72L19 71H24L25 69L24 68H22V69H20V68H17ZM227 69H228V67H227ZM241 69V68H240ZM240 69L239 68H236V70H239L240 71ZM251 69V68H250ZM261 69V68H260ZM223 70V69H222ZM231 70V69H230ZM232 70H233V68H232ZM28 71V70H27ZM254 71V70H253ZM253 71H252V73H253ZM27 73V72H26ZM236 73V72H235ZM10 72H8V71H6V72H4V73H0V81H1V83H3L2 82V80H7L6 82H8V79L10 78L11 79V77H10ZM19 74V73H18ZM229 74V73H228ZM21 75V74H20ZM26 75V74H25ZM65 75V76H64ZM100 75H105V73H104V71H102L101 72V74ZM236 75H237V73H236ZM241 75V74H240ZM253 75V74H252ZM261 75H263V74H261ZM16 76V75H15ZM14 76V77H15ZM72 76H73V78H72ZM230 76H231V74H230ZM238 76V75H237ZM264 76V75H263ZM13 77V76H12ZM17 77V76H16ZM207 78H212L211 79V81L213 82V81H215L214 79H213V74L212 73H210V74H207V76H206V79ZM235 78V77H234ZM238 78H241V77H238ZM16 79V78H15ZM159 79V78H158ZM246 79V78H245ZM261 79H263V78H261ZM12 80V79H11ZM45 80V81H46ZM93 81H91V80H84V79H82V80H80V82H76V85L74 86V88H72V90H71V93L72 94H75L76 93V98H84V96H83V93H82V91H81V89H82V87H84V86H87L86 88H88V89H91V91H95L94 89H98V91H99V89H104L105 87L101 84V81H103V82H105V83H107L106 81V79H100V81H99V78H95V79H92ZM111 81H112V79H110ZM234 80V79H233ZM233 80H229V81H231V82H233V84H234V81ZM247 80V79H246ZM250 80V79H249ZM94 81H96L95 83H94ZM158 81V82H157ZM237 81H238V79H237ZM242 81H243V79H242ZM262 81H264V79L262 80ZM12 82V81H11ZM24 82H25V84H24ZM133 85H136V86H138V83L137 82H131ZM162 83V82H161ZM236 83V82H235ZM247 83V82H246ZM250 83V82H249ZM4 84H6V83H4ZM108 84V83H107ZM114 84V83H113ZM179 84H182V85H179ZM194 84H192V86L190 87V88H187L186 89V91L184 92L186 95H188V96H186V100H184V99H182V95L183 94H181V93H176L175 95H171V96H168V98H167V100H173V104L175 105V107H173V110H171V112L172 111H176L177 112V117L179 116V114L182 116V119H185V122H186V118L189 120V119H191L190 117H187L186 115H187V113L189 114V115H192V116H194V115H199L200 117H201V119H205L204 120V122L203 123H201V124H199V126L200 127H198V125H196V126H194L193 127V125H191L190 123H188L189 125H190V127H191V131H192V133H191V135H197V129H199L200 130V134H202L203 133V136L208 132V133H210V132H213V130H211L209 127H213L214 129H216V128H222V129H219V131H227L228 130V124L229 123H231L232 121L230 120V119H228L229 118V116L227 117V118H224V117H221L222 115V113L221 112H223L222 111V109L224 108V106L223 107H221V105H220V103L221 102H223V101H214V102H212V101H208V100H206L205 99V97L204 98H202L201 100H204L205 101V104H204V101H201V102H199V101H195V103L193 102V100H196V97H194V95H198L199 96V93L200 92H203L204 90H205V87H204V89L202 88V87H200L199 89H198V87L196 88L195 86H194ZM208 84V83H207ZM224 84V83H223ZM231 84V83H230ZM232 84V85H233ZM242 84V83H241ZM240 84V85H241ZM245 84V83H244ZM119 85V86H118ZM124 85V84H123ZM122 85V82L121 81H119L118 82V84H116L115 85V87H117L118 86V89H119V87L120 86H123ZM128 85V84H127ZM166 85H170V87H167ZM232 85H230V87L232 86ZM247 85V84H246ZM7 86V85H6ZM257 86V85H256ZM1 87V86H0ZM12 87V86H11ZM13 87H14V84H13ZM17 88V87H16ZM15 88V89H16ZM47 88V89H46ZM107 88V87H106ZM150 88V87H149ZM157 88H159V89H157ZM211 88H214V90L216 89V87H214V82H213V84H212V87ZM264 88V87H263ZM191 89H193V90H191ZM4 90V89H3ZM7 90V89H6ZM27 90V91H26ZM105 90V89H104ZM104 90H102V91H104ZM113 90V89H112ZM152 90L150 91H148V92H152ZM157 90H159V91H157ZM98 91H96L97 93H98ZM101 91V90H100ZM106 91V90H105ZM263 91V90H262ZM41 92H43V94L41 93ZM120 92V91H119ZM118 92V93H119ZM264 92V91H263ZM22 93H24L23 94V97H22ZM102 93V92H101ZM113 93V92H112ZM112 93L110 92V90H108L107 92H106V94L104 95V96H106V98H107V103H108V99H109V97L110 96H112ZM115 93H116V91H115ZM139 91H137L135 88L132 90V95H131V97H130V103H128L129 105L131 104V102H132V104L133 103H135V101H137V100H139V97H140V95H139ZM220 93V92H219ZM256 93V92H255ZM95 94V93H94ZM110 94V95H109ZM161 94V93H160ZM46 95V96H45ZM101 95V94H100ZM120 95H121V93H120ZM192 95V96H191ZM222 95V93H220V95L219 96H221ZM255 95V94H254ZM97 96V95H96ZM118 96H119V94H118ZM151 96V95H150ZM10 97V96H9ZM45 97V98H44ZM117 97V96H116ZM162 97V96H161ZM191 97V98H190ZM92 98V97H91ZM120 98V97H119ZM2 99V100H3ZM121 99V98H120ZM1 100V101H2ZM102 100V99H101ZM122 100V99H121ZM84 101V100H83ZM120 101V100H119ZM115 102H117V100L115 99ZM121 102H123V101H121ZM167 102V101H166ZM199 102V103H198ZM114 103V102H113ZM112 103V104H113ZM137 103V102H136ZM141 103V101L139 102V104ZM168 103V102H167ZM216 104L215 106H214V108H216V109H213L216 113H220V117H219V119H218V122H220V123H218V124H216L215 123V121H216V119H214L213 117L212 118H209V115H207V114H201V113H198V112H196V111H194L193 110V107H195V105L196 106H198V110H201L202 111V109L203 110H205V107H203V106H212V104ZM112 104H110L109 103V105L111 106ZM131 104V105H132ZM145 104V102L143 103V105ZM150 104V103H149ZM208 104V105H207ZM108 105V104H107ZM124 105H127V104H124ZM135 105H137V104H135ZM168 105V104H167ZM17 106V107H16ZM121 106H123V105H121ZM147 106V105H146ZM169 106V105H168ZM190 106V107H189ZM209 106V107H210ZM238 106V105H237ZM244 106V105H243ZM114 107H115V104H114ZM132 108H134L133 106H131ZM140 107V106H139ZM151 107V106H150ZM166 107V106H165ZM164 107V108H165ZM248 107V106H247ZM137 108V107H136ZM153 108V107H152ZM158 108V107H157ZM233 108V107H232ZM253 108V107H252ZM0 109V110H1ZM144 109H145V107H144ZM148 109H150L149 108V106L144 110V111H146L147 110V113H148ZM170 109V108H169ZM1 110V111H2ZM65 110H67V112H68V115H69V118H70V121L68 122V123H64L63 122V120H62V117H64V116H62V114L64 113V111ZM136 110V109H135ZM134 110V111H135ZM155 110V109H154ZM161 110V109H160ZM1 111H0V113H1ZM4 111V110H3ZM127 111V110H126ZM125 111V112H126ZM139 111H140V108H139ZM150 111H152V109H150ZM149 111V112H150ZM158 111V110H157ZM167 111V110H166ZM57 112V113H56ZM124 112V111H123ZM122 112V113H123ZM128 112H129V110H128ZM127 112V113H128ZM130 112H132V110L130 111ZM129 112V113H130ZM154 111H152V113H153ZM162 112V111H161ZM168 112V111H167ZM3 113V112H2ZM2 113H1V115H2ZM143 113V112H142ZM224 113V112H223ZM242 113V112H241ZM5 114H6V112H5ZM105 114V113H104ZM103 114V115H104ZM144 114H146V113H144ZM157 114H159V113H156V116H157ZM226 114H229V113H226ZM251 114V113H250ZM254 115L253 116H251L249 119H247L248 120V122L250 123L249 124V126H253V130H254V132L255 133H257V127H259V124L257 123V120H258V118H257V113L255 114V112L253 113ZM8 116H9V114H7ZM7 115H5V116H7ZM131 115H132V113H131ZM130 115V116H131ZM134 115H135V113H134ZM146 115H148V114H146ZM163 115V114H162ZM4 115H3V117H5ZM11 116H13V115H11ZM18 116V117H19ZM82 116V117H81ZM127 115H125V117H126ZM154 116V115H153ZM79 117H81V119H79ZM102 117V116H101ZM134 117V116H133ZM136 117V116H135ZM145 117H147V116H145ZM144 117V118H145ZM148 117H150V116H148ZM158 117V116H157ZM161 117H163V116H161ZM165 117H168V116H165ZM177 117H176V120H177ZM0 118H1V116H0ZM7 118V117H6ZM5 118V119H6ZM30 118V119H29ZM154 118V117H153ZM159 118H160V116L158 117V120H159ZM169 118V117H168ZM173 118V117H172ZM247 118V117H246ZM4 119V120H5ZM10 119V121H12L13 123H14V125L13 126H15V122H16V125L19 123V124H22V126L25 124H23V123H21L22 121H19V120H21V119H19L18 120V123H17V121H15V120H17V119H15L14 118V120H13V118H9ZM9 119H7V122L9 123ZM83 119V120H82ZM134 119H137V118H134ZM155 119H156V117H155ZM174 119V118H173ZM234 119V118H233ZM26 120V121H25ZM116 120H118V121H120L121 122V124L120 123H118ZM148 120H149V118H148ZM161 120H162V118H161ZM164 120V119H163ZM170 120V119H169ZM175 120V123L176 124H179L180 123V119H178V121H176ZM187 120V121H188ZM0 121H1V119H0ZM2 121H3V118H2ZM6 121V120H5ZM130 121V120H129ZM153 121H154V119H153ZM191 121V120H190ZM132 122V121H131ZM130 122V123H131ZM158 122V121H157ZM163 122V121H162ZM165 122H166V120H165ZM171 122V121H170ZM173 122V121H172ZM184 122V121H183ZM183 122H182V124H183ZM240 122V121H239ZM243 122V121H242ZM247 122V123H248ZM13 123H11V124H13ZM134 123V121L132 122V124ZM161 123V122H160ZM160 123H157V125L159 124L160 125ZM168 123V122H167ZM174 123V124H175ZM192 123V122H191ZM200 123V122H199ZM234 123V122H233ZM6 123H4V121H3V124H2V126H3V129L5 130V128H8V129H10L7 125H6V127L4 126ZM10 124V126H11V128H13L12 127V125ZM76 124H79L78 126L76 125ZM147 123H145V125H146ZM152 124V123H151ZM173 124V125H174ZM212 124H214V126L212 125ZM123 125L125 126V127H127L129 130L127 131V132H124V131H122V129H123ZM135 125V124H134ZM145 125L143 124V126L145 127ZM156 125V124H155ZM168 125V124H167ZM183 125H186V124H183ZM183 125H181L182 127H185V126H183ZM217 125H219V126H217ZM18 126V125H17ZM17 126H16V129H17ZM25 126V125H24ZM149 126V125H148ZM172 126V125H171ZM177 126V125H176ZM5 127V128H4ZM136 127V126H135ZM155 127V128H154ZM159 127H162V126H159ZM164 127H165V125H164ZM0 128H1V125H0ZM19 128H20V130H22L21 129V127H19L18 126V130H19ZM146 128H148V127H146ZM145 128V129H146ZM153 128L155 129V131H156V126H154L153 125ZM152 128V129H153ZM187 128V127H186ZM193 128V129H192ZM2 129V128H1ZM14 129V128H13ZM158 129V128H157ZM159 129H161V128H159ZM163 129V128H162ZM264 129V128H263ZM11 130V129H10ZM149 130V129H148ZM166 130V129H165ZM165 130H163V131H165ZM1 131V130H0ZM5 131H7V130H5ZM154 131V130H153ZM261 131V130H260ZM21 133H22V136H21V139H22V145H23V147L22 148H20V146L18 145V144H15L14 143V139H13V137H8V138H6L5 140L4 139H2V137H0V140L2 139L3 140V142H7L8 144V146H10V147H12V149L11 150H9V153H8V155L7 156H5V157H2L1 158V160L2 161H0V165H1V168H3V171L1 172L2 174H0V197H3V199H0V221H2V222H0V224H1V227H2V233H1V239H0V252H7V251H12V249H13V247L15 246V244H16V242H17V240L19 239V237H22V236H25L24 234H26V233H28V232H30L32 229L31 228H28L27 226H22V227H19V228H17V226H16V228H15V224H14V222L12 221V220H18V219H21L23 216H24V212L25 211H27V210H34V209H38V210H40V211H51V212H53L54 214H55V218L56 219H59L60 218V212H61V209L64 207V205L65 204H71L72 203V205H73V211H72V220H65L60 226H59V231L57 232V230L54 232V233H52V235L54 236V239H53V241H54V244L55 245H57V244H59V246L63 249L64 247H66L67 249H72V247H74V249L75 248H78L79 250H82L83 248H81V247H88V248H91V249H94L93 247H92V245H85V240H88V239H92L94 242H96V243H105V245L103 244V247H107L108 245H110V248L112 247L113 248V250L114 249H116V248H123L122 249V251H121V254H125V253H128V254H130L131 255V250L132 249H136V245L135 244H131L130 245V243L129 242H125V243H123V241L121 240V236H122V239H123V236L125 237L126 236V233H124V231L122 232L121 230H119V231H113V229H115V228H112V226L111 227H106L107 226V224H104L103 223V221H105V220H110L111 221V223L112 224H114L115 225V223H113V222H115V221H113V219L111 218L112 216H113V213H114V211H113V209L115 208V207H113V205L115 206V203H114V201L112 200V197H111V195L108 197V199L106 200V201H104L102 198L103 197H96L95 196V193H92L90 190H88L87 189V187L89 186L88 184H80V186H79V190H82V191H86L87 193H89V196L88 197H91V201H88V202H85V203H83V204H79L78 202L79 201H81V195H74L73 197H70V199L71 200H68V201H66L67 199L64 197V195H62L61 193H62V189H60V188H55V187H52L51 185H52V183H50L49 185H48V179H46L45 177H44V179L42 180V181H40V182H42V183H38V182H36V181H33V182H31V183H24L25 181H23V179H21L17 184H16V186H15V182L17 181V178L15 177V176H18L19 178H22V177H25V175H24V171H23V168H24V164H25V161H24V163L23 164H21L20 162H19V155H17V154H15V153H18L19 151H23L24 153H28V151L30 150V148L32 147V144H30L31 143V140H32V138L28 135V133L27 132H29V129L27 128L26 130H23V131H20ZM128 132H131V134H127ZM147 132V131H146ZM187 132H189V131H187ZM169 133V132H168ZM178 133V132H177ZM190 133V132H189ZM226 133V132H225ZM96 134V135H95ZM150 134V133H149ZM258 134V140H259V143L261 142V140H260V136H261V133H257ZM256 134V135H257ZM94 135H95V137H94ZM190 135V134H189ZM190 135V136H191ZM242 135V134H241ZM181 136V135H180ZM187 136V135H186ZM222 136H224V133H222ZM226 136V135H225ZM238 136H240V135H238ZM245 136V135H244ZM106 137V136H105ZM243 137V136H242ZM242 137H241V143H242V140L244 139H242ZM53 140H52V139ZM71 138H74L76 141H78L79 139H77L76 137H71ZM113 138H115V140H121V141H127V140H131L132 141V145L131 146H123V145H120V146H118L119 147V152H117L116 151V146H115V140L113 139ZM186 138V137H185ZM185 138H184V140H185ZM224 138V137H223ZM201 139V138H200ZM8 140H11V143L8 141ZM69 140V139H68ZM263 140V139H262ZM143 141H145V140H143ZM171 141V140H170ZM224 142H225V140H224ZM228 142V141H227ZM264 142V141H263ZM10 143V144H9ZM58 143V142H57ZM145 143V142H144ZM228 143H230V141L228 142ZM230 144H233V143H230ZM97 145H98V143H97ZM96 145V146H97ZM218 145V144H217ZM242 145V144H241ZM244 145H245V147H247V144L246 143H244ZM111 146V145H110ZM167 147V146H166ZM7 148V146L5 145L4 147H3V149H6ZM144 148V149H143ZM234 148H237V147H234ZM173 149H175V147H173L171 144H170V146L168 147V149L166 150V148H165V151H166V153L167 154H170V158L171 159H174L175 161H173V163L175 162L176 164H178L177 162H181L180 161V159L179 160H176L175 159V156L176 155H179V157L180 158H182V156L185 154V152H184V150L183 149H181V148H176V151L173 153ZM42 150V151H43ZM205 150L207 151L206 153H205V155L204 154H202V155H204V156H206L207 158V160H212V158L214 157L213 155H212V158L210 157V154H212V150H210V149H207L206 147H205ZM150 151V150H149ZM214 151V150H213ZM15 152V153H14ZM105 152V151H104ZM159 152H161V151H159ZM225 152H227V149L225 150ZM229 152V151H228ZM227 152V153H228ZM261 152V151H260ZM162 153H163V151H162ZM173 153V156H171V154ZM195 153V152H194ZM237 153H238V151H237ZM153 154H157V151H155V152H153ZM159 154V153H158ZM187 154V153H186ZM188 154L190 155V153L188 152ZM192 154H193V152H192ZM191 154V155H192ZM215 154V153H214ZM132 155H134V156H136V158H137V156H140V159H143V160H146L147 161V158H148V161L147 162H142L143 163V165H138V167H135V166H128V164L131 162L130 161V156H132ZM190 155V156H191ZM198 155V154H197ZM196 155V156H197ZM201 155V154H200ZM216 155V154H215ZM155 157H156V155H155ZM184 157H189V156H184ZM193 157H194V155H193ZM122 158H123V161L121 162V160H122ZM135 158V159H136ZM139 158V157H138ZM166 158V157H165ZM184 160H185V158H183ZM158 160V159H157ZM161 160V159H160ZM188 160V159H187ZM220 160H222V159H220ZM232 160V159H231ZM108 161V160H107ZM137 161V160H136ZM189 161V160H188ZM188 161H184V162H188ZM204 161V160H203ZM223 161V160H222ZM253 161V160H252ZM109 162V161H108ZM198 162H199V160H198ZM229 162V161H228ZM227 162V163H228ZM245 162V161H244ZM132 163V162H131ZM183 163V162H182ZM189 163V162H188ZM226 163V162H225ZM234 163V162H233ZM55 164L56 165H58L57 164V161H55ZM175 164V165H176ZM180 164V163H179ZM197 164V163H196ZM199 164V163H198ZM209 164V163H208ZM221 164H224V163H221ZM136 165V164H135ZM201 165V164H200ZM137 166V165H136ZM182 165L180 164V167H181ZM203 166V165H202ZM228 166V165H227ZM225 167V168H230L231 166H228V167ZM186 167H187V165H186ZM197 167H199V166H197ZM207 167H210V165L209 166H207ZM212 167H213V165H212ZM1 168H0V170H1ZM41 168V166H39L37 169H36V171H38L39 169ZM57 168V167H56ZM155 168V169H154ZM179 168V167H178ZM177 168V169H178ZM184 168V167H183ZM189 168V167H188ZM195 168H196V165H195ZM20 169H22V172H21V175L19 176V174H20V172H19V170ZM153 169H154V171H153ZM167 169H169V168H167ZM180 170H181V168H179ZM201 169H205L204 167L202 168L201 167ZM227 169H226V172H227ZM200 170V169H199ZM208 170V169H207ZM216 170H218V167H217V169ZM215 170V171H216ZM229 170V169H228ZM165 171H167V170H165ZM176 171V168H173V173ZM179 171V170H178ZM184 171V170H183ZM210 171V170H209ZM171 172H172V169H171ZM171 172H169L168 173V175H171ZM179 172H181V171H179ZM201 172H203V171H201ZM210 172H212V171H210ZM219 172H221V171H219ZM230 172V171H229ZM146 173V172H145ZM149 173H150V171H149ZM167 173V172H166ZM166 173H164L165 174V176H166ZM177 173V172H176ZM185 173V172H184ZM195 173H197V171L195 172ZM199 173V172H198ZM208 173V172H207ZM206 173V174H207ZM222 173V172H221ZM163 174V175H164ZM175 174V173H174ZM173 174V178H175L176 177V174L174 175ZM232 174V173H231ZM248 174V173H247ZM246 174V175H247ZM36 175H38L37 173L36 174H31L30 175V177H29V179H33ZM135 175V174H134ZM147 175V174H146ZM151 175V174H150ZM178 175V174H177ZM183 175V174H182ZM194 175V174H193ZM205 175V174H204ZM209 175V174H208ZM221 175V174H220ZM233 175V174H232ZM143 176V175H142ZM153 176V175H152ZM198 176V175H197ZM215 176H217L218 177V175L216 174ZM222 176V175H221ZM236 176V175H235ZM248 176V175H247ZM167 177H169V176H167ZM178 177V176H177ZM181 177V176H180ZM189 177V176H188ZM208 177V176H207ZM213 177V176H212ZM211 177V178H212ZM230 177H231V175H230ZM234 177V176H233ZM232 177V178H233ZM121 178V181H122V183H120V182H118V180ZM162 181L161 182H163V180L164 181H166V177H163L162 176ZM182 178H185V177H182ZM181 178V179H182ZM191 178V177H190ZM216 178V177H215ZM221 178V177H220ZM220 178H219V180H220ZM244 178V177H243ZM250 178V177H249ZM144 179V178H143ZM158 179H161V178H158ZM180 179V178H179ZM178 179V180H179ZM186 179V178H185ZM205 179V178H204ZM206 179H208V178H206ZM223 179V178H222ZM263 179V182H264V178H262ZM156 180V179H155ZM198 180V179H197ZM210 180V179H209ZM216 180V179H215ZM217 180H218V178H217ZM218 180V181H219ZM243 180H245V179H243ZM261 179H259V181H260ZM157 181V180H156ZM173 181V180H172ZM182 181V180H181ZM185 181V180H184ZM187 181V180H186ZM206 181V180H205ZM208 181V180H207ZM241 181V180H240ZM258 181V180H257ZM130 182V181H129ZM150 183H151V181H149ZM148 182V183H149ZM154 182V181H153ZM167 182V181H166ZM188 182V181H187ZM191 182V181H190ZM190 182L188 183V184H190ZM199 182H200V180H199ZM199 182H197V183H199ZM209 182V181H208ZM220 182V181H219ZM249 182V181H248ZM263 182H261L262 184H263ZM23 183H24V185H23ZM144 183V182H143ZM172 184H173V182H171ZM171 183H167V185H171ZM180 183V182H179ZM183 183V182H182ZM186 183V182H185ZM223 183H224V181H223ZM222 182H221V184L220 185H224ZM242 183V182H241ZM256 183V182H255ZM131 184V183H130ZM155 184V183H154ZM158 184H160V182L158 183ZM161 184H163V183H161ZM161 184L160 185H158V188H159V186H160V189H162L163 188V186H162V188H161ZM166 183H164L163 185H165ZM175 184V183H174ZM178 184V183H177ZM227 184V183H226ZM247 184V183H246ZM249 184V183H248ZM258 184V183H257ZM23 185V186H22ZM46 185V186H45ZM152 185V184H151ZM182 185V184H181ZM180 184H179V186H181ZM198 185V184H197ZM196 185V187H199V186H197ZM219 185V184H218ZM251 185H253V183H251ZM22 186V187H21ZM65 186V185H64ZM130 186V185H129ZM128 186V187H129ZM133 186V185H132ZM145 186V185H144ZM143 186V187H144ZM147 186V185H146ZM166 186V185H165ZM175 186V185H174ZM184 186V185H183ZM189 186V185H188ZM190 186H192V184L190 185ZM194 186V185H193ZM207 186V185H206ZM210 186V185H209ZM246 186V185H245ZM249 186V185H248ZM21 187V188H20ZM72 187H74V186H72ZM83 187V188H82ZM154 188H155V186H153ZM169 187V186H168ZM168 187H166V189L168 188ZM171 187V186H170ZM176 187V186H175ZM201 187V186H200ZM251 187V186H250ZM250 187H249V189H250ZM253 187L255 188V186L253 185ZM19 188L20 189H23V190H25L23 193H21L19 196H17L16 198H15V200H12L11 199V197H12V194L13 193H15L16 191H18L19 190ZM75 188V187H74ZM122 188V187H121ZM133 188V187H132ZM149 188V187H148ZM157 188V187H156ZM184 189L186 188V187H183ZM195 188V187H194ZM221 188H223V187H221ZM246 188H248V187H246ZM38 189H39V191H38ZM128 189V188H127ZM129 189L131 190V188L129 187ZM165 189V190H166ZM171 189V188H170ZM170 189H168V191H170ZM187 189V188H186ZM190 189V188H189ZM198 189V188H197ZM213 189V188H212ZM223 189H225V188H223ZM241 189V188H240ZM68 190H70L69 188L67 189V191ZM164 190V189H163ZM180 190V189H179ZM193 190V189H192ZM196 190V189H195ZM239 190V189H238ZM248 190V189H247ZM252 190H254V192H256V196L255 197H257V199H256V201H258L260 198H259V194H260V187L259 188H257L256 187V189H253L252 188ZM124 191V190H123ZM167 191V190H166ZM173 191V190H172ZM185 191V190H184ZM187 191H189V190H187ZM191 191V190H190ZM214 191H215V189H214ZM137 192V191H136ZM152 192V191H151ZM153 192H155L154 190H153ZM157 192V191H156ZM186 192V191H185ZM194 192V191H193ZM242 192V191H241ZM252 192V191H251ZM253 192V193H254ZM122 193V192H121ZM127 193H129V192H127ZM133 193V192H132ZM161 193H163V191H161ZM164 193H166V192H164ZM170 193H172V192H170ZM176 193L178 194V192L176 191ZM186 193H188V195H189V193L190 192H186ZM196 193V192H195ZM213 192H212V190H210V196H213V194H212ZM79 194V193H78ZM135 194V193H134ZM156 194V193H155ZM185 194V193H184ZM201 194V193H200ZM222 194H224V193H222ZM248 194V195H247ZM122 195H126V194H122ZM129 195V194H128ZM136 195V194H135ZM152 195H154V194H152ZM161 195V194H160ZM163 195V194H162ZM161 195V196H162ZM179 195V194H178ZM181 195V194H180ZM225 195V194H224ZM134 196V195H133ZM155 196V195H154ZM159 195L158 194H156V197H158ZM163 196H165V195H163ZM167 196V195H166ZM189 196H191V194L189 195ZM254 196V195H253ZM126 197V196H125ZM130 197V196H129ZM132 197V196H131ZM130 197V198H131ZM156 197H154V198H156ZM170 197H171V195H170ZM198 197H200V196H198ZM124 198V197H123ZM133 198V197H132ZM147 198V197H146ZM153 198V199H154ZM159 198H160V196H159ZM164 198V197H163ZM167 198V197H166ZM179 198L183 201V199H185L184 197H178V199H177V197L175 198L174 197V199H177V200H175L176 202L178 201V202H180L179 201ZM195 198V197H194ZM210 198H212V197H210ZM250 198H251V194H250V192H246L245 193V195H244V200H245V203H244V209H242L243 211H244V215H247V216H244L243 214H242V217H243V221H247V228H245V226H243V225H241V226H243L244 228H245V231L243 230V229H241V228H239L238 227V221L236 220V223L234 224L233 222H231L230 223V226L229 227H224L223 228V230H221V235H220V237H218V239H222V238H224L225 236H229V237H233L235 240H243L244 241V245H245V241L247 240L246 238H247V232H249L251 229H252V227L255 225V223H253V220H252V218L254 217L253 216V210H254V208L252 207L251 208V205L252 204H250V207L248 206V205H245V204H249V200H250ZM254 198V197H253ZM101 199L104 201V203H100V201H101ZM106 199V198H105ZM126 199V198H125ZM129 199V198H128ZM161 199V198H160ZM169 199V198H168ZM168 199H166V200H168ZM171 199V198H170ZM173 199V200H174ZM200 199V198H199ZM208 199H209V197H208ZM127 200V199H126ZM135 200V199H134ZM143 200H145V199H143ZM143 200H142V202H143ZM157 200H158V198H157ZM189 200V199H188ZM188 200H187V203H188ZM194 200V199H193ZM210 200H213V199H210ZM239 200V199H238ZM129 201V200H128ZM175 201H173V203L175 202ZM200 201H201V199H200ZM92 202V203H91ZM106 202H108V208H106ZM110 202V203H109ZM146 202V201H145ZM163 202L165 203V200H163ZM166 202H168V201H166ZM169 202H172V200H170ZM184 202H185V200H184ZM184 202H182V203H184ZM190 202V201H189ZM191 202H194V203H196V202H198L199 203V200H197L196 201V199H195V201H191ZM162 202H160V204H161ZM181 203V202H180ZM181 203V204H182ZM171 204V203H170ZM175 205L177 204V203H174ZM191 204H193V203H191ZM201 204V203H200ZM200 204H197L196 203V205L197 206H199ZM212 204H214V203H212ZM221 204V203H220ZM224 204V203H223ZM76 205H79V207H75ZM185 205V204H184ZM196 205H194L195 206V208H194V210H195V212H196ZM151 206H152V203H151ZM153 206H154V203H153ZM168 206V205H167ZM167 206H165V204L162 206V204H161V206H159V210H160V207H165V208H168L169 209V207H170V209H172V211L171 212H173V208H174V205H173V207L171 208V206L169 205V207H167ZM193 206V205H192ZM201 206V205H200ZM111 207V209H109ZM145 207L147 208V210L145 209ZM177 207V206H176ZM204 207V206H203ZM215 207V206H214ZM157 208V207H156ZM179 208V207H178ZM177 208V209H178ZM184 208V207H183ZM199 208V207H198ZM197 208V209H198ZM211 208V207H210ZM21 209H23V211H21ZM188 209V208H187ZM200 209V208H199ZM198 209V210H199ZM201 209L203 210V208L201 207ZM175 210H176V208H175ZM181 210V206H180V209L178 210V211H180ZM163 211V210H162ZM162 211H160V212H162ZM166 211V210H165ZM185 211L186 210H184V214H185ZM140 212V213H139ZM160 212H158L156 209H154V210H152V211H150L149 213H148V218H147V220H146V222H145V229L146 230H149V231H152V232H155V234H157V235H155V236H161V238L160 237H154V236H151V238L152 237H154V238H156L157 240H155L153 243H150V244H153V246H154V244H156L157 242H162V243H160V245L161 246H165L166 247V250H168V252L167 253H169V252H173V249H174V247H175V249L176 248H180L179 246H177V244L178 243H180V242H182V241H184L183 243H182V247H183V249H182V251H184V252H187L188 253V255L189 256H191V258L193 257V259L197 256H199V257H203L204 255H207V253H208V249H209V246H211L212 247V250L210 251L211 253H224V251H227L228 250V254H230L229 252V249L231 248V245H228V246H226V247H224L223 246V244L220 242V240L219 241H216V239H215V241L214 240H212L211 242H209L208 244H207V248H202V247H205V240H204V238H203V234L201 235V234H199V233H197L198 232V230L196 231V232H194V230L193 229H188V226L187 225H184L183 226V224H182V217L181 218H179V217H176L175 215H174V218H172V219H169L171 216H166V214H162L161 215V213ZM180 212H182V210L180 211ZM188 212V211H187ZM107 213V214H106ZM167 213V212H166ZM169 213V212H168ZM177 213V212H176ZM147 214V213H146ZM172 214V213H171ZM193 215V214H192ZM200 215V214H199ZM126 216L127 217H130V218H132L134 215H133V213L132 212H128V211H126ZM241 216V215H240ZM95 217V218H94ZM176 217V218H175ZM256 217V216H255ZM35 218H36V220L37 221H41L42 219L38 216V215H35ZM89 218H91L90 220H88V223L86 224V220L87 219H89ZM75 220H79V221H75ZM123 220H124V222H125V218H123ZM199 223V222H198ZM111 224V225H112ZM187 224V223H186ZM40 226V224H37V225H34V227H39ZM136 226V225H135ZM143 226V227H144ZM252 226V227H251ZM208 227V226H207ZM250 228V229H249ZM248 229V230H247ZM254 230H255V228H254ZM66 231H68L67 232V238L66 239H64L63 240V238H61V234L63 235ZM217 231V230H216ZM64 232V233H63ZM146 232V231H145ZM145 232H144V234H145ZM113 233V234H112ZM148 233V232H147ZM151 233V232H150ZM112 234V235H111ZM152 234V233H151ZM154 234V233H153ZM152 234V235H153ZM210 234H212V232H210ZM215 234V233H214ZM214 234H212V235H214ZM224 234H227V235H224ZM241 234V235H240ZM106 235H111L110 237H107ZM143 235V234H142ZM148 235H149V233H148ZM148 235L146 236V239H148ZM189 235H192L191 237L189 236ZM212 235H210V237L209 238H211V239H213V238H215V236H212ZM249 235V234H248ZM253 235L255 236V232H253ZM241 236H243V238L241 237ZM63 237V236H62ZM73 237L75 238V240H74V242H73ZM249 237V236H248ZM256 237V236H255ZM137 238V237H136ZM138 238H139V236H138ZM150 238V237H149ZM153 238V239H154ZM160 238V239H159ZM135 239V238H134ZM145 239V238H144ZM136 240H139V239H136ZM151 240V239H150ZM202 240L204 241V242H202ZM249 240H254L253 239V237L251 238V239H249ZM52 241V242H53ZM106 241H107V244H106ZM111 241H113L114 242V244H112V242ZM131 241V240H130ZM149 241V240H148ZM153 241V240H152ZM48 242V241H47ZM46 242V243H47ZM138 242V241H137ZM139 242H141V241H139ZM138 242V243H139ZM151 242V241H150ZM135 243V242H134ZM177 243V244H176ZM49 244V243H48ZM140 244V243H139ZM158 244V243H157ZM54 245V246H55ZM111 245H113V246H111ZM53 246V245H52ZM139 246V245H138ZM155 246H157V245H155ZM158 246H159V244H158ZM71 247V248H70ZM109 247V246H108ZM49 248V247H48ZM60 248V249H61ZM159 248V247H158ZM77 250V249H76ZM165 250V251H166ZM65 252L67 251V250H64ZM72 251V250H71ZM100 251V250H99ZM99 251H93V254H94V256H97L98 254H100L101 256H103V257H105V255H103L105 252V250H101L102 252H104V253H99ZM106 251H108V249L106 250ZM159 251H161V250H159ZM259 251V250H258ZM59 252V251H58ZM69 252V251H68ZM76 252V251H75ZM75 252H72V253H75ZM91 252H92V250H91ZM113 252V251H112ZM147 252V251H146ZM71 253V252H70ZM89 253V252H88ZM162 253H164V254H166V252H164V250H163V252ZM161 253V254H162ZM226 253V252H225ZM232 253V252H231ZM256 253V252H255ZM264 253V252H263ZM76 254V253H75ZM90 254V253H89ZM153 254V253H152ZM155 254V253H154ZM164 254H162V255H164ZM244 254H249V256H250V253L247 251V250H245V252H244ZM260 254V253H259ZM99 255V256H100ZM107 255V254H106ZM167 255V254H166ZM56 256V255H55ZM62 256V255H61ZM72 256H73V254H72ZM93 256V255H92ZM108 256V255H107ZM111 256V255H110ZM225 256V255H224ZM224 256H222L221 255V258H225L226 259V257H224ZM231 256V255H230ZM255 256V255H254ZM258 256V255H257ZM51 257V256H50ZM54 257V256H53ZM59 257V256H58ZM217 257H218V255H217ZM232 257H233V255H232ZM39 258V257H38ZM49 258V257H48ZM61 258V257H60ZM84 258V257H83ZM95 258V257H94ZM108 258V257H107ZM40 260H41V257L39 258ZM43 259V258H42ZM51 259H52V257H51ZM75 259H77V258H75ZM78 259H80V258H78ZM85 259V258H84ZM104 259V258H103ZM109 259V258H108ZM255 259V258H254ZM81 260V259H80ZM87 260H89L88 258H87ZM86 260V261H87ZM169 260V259H168ZM172 260V259H171ZM183 260H184V258H183ZM85 261V260H84ZM96 261V260H95ZM100 261H101V259H100ZM107 261V260H106ZM182 261V260H181ZM187 261V260H186ZM185 261V262H186ZM189 261V260H188ZM252 260H246V262L245 263H249V262H251ZM104 262V261H103ZM108 262V261H107ZM167 262H169V261H167ZM173 262V261H172ZM184 262V261H183ZM94 264V261L93 262H91V264ZM109 263V262H108ZM171 263V262H170ZM252 264H255L256 262H254V261H252L251 262ZM87 264V263H86ZM185 264V263H184ZM188 264V263H187Z\"/></svg>",
  "mask_w": 264,
  "mask_h": 264
},
{
  "label": "snow or ice",
  "instance_id": "snow-or-ice-1",
  "mask_svg": "<svg viewBox=\"0 0 264 264\" xmlns=\"http://www.w3.org/2000/svg\"><path fill=\"white\" fill-rule=\"evenodd\" d=\"M0 7H2V6H0ZM198 15H200V13H197V14L193 15L191 19H192V20H195V19H196V16H198ZM17 23H18V21H17ZM171 26H172V25H170V24L168 25V27H171ZM201 39H203V37H201ZM178 43H179V42H178ZM217 43H219V41H217ZM185 47H186V45H185ZM15 51H19V48L15 49ZM154 51H157V49H154ZM163 51L167 52V51H169V49H168L167 47H165V48L163 49ZM201 51L207 53V52L209 51V49H208L207 47H205V48H202ZM7 55H11V53H7ZM149 59H150V61H151L152 63H158V61H156L153 57H150ZM173 63H176V61H173ZM33 67H35V65H33ZM149 67H151V64H149ZM195 67H199V65L194 66L193 69L191 70L192 72L195 71ZM142 71L145 72V73H147L149 76H155V75L157 74L158 69L149 72V71H148V68H144V69H142ZM129 75H131V73H129ZM192 83H194V81L189 80V82H188L184 87L176 88V89H175V92H171V91H170V92H165L164 95H166V96H171V95H175L176 93H181V94H183V93L186 91L187 88H190V87L192 86ZM69 87L71 88V86H69ZM26 91H27V90H26ZM144 91H147V89L141 91V92L139 93V95L142 96V95L144 94ZM225 91H226V89H225ZM109 95H110V94H109ZM212 99H213V100H222V99H236V98H235V97H224V96H219V95H218V96H214V97H212ZM65 102H66V101H65ZM126 103H127V101H126ZM173 107H175V105H173ZM189 107H190V106H189ZM169 115H172V113L169 112ZM208 115H209V116H213L214 114L211 113V112H209ZM217 126H219V125H217ZM232 126H233V127H236L237 125H236L235 123H233ZM245 126H246V125H245ZM177 127H179V125H177ZM128 130H129V129H128L127 127H125V128L122 129V131H124V132H127ZM157 131H159V129H157ZM199 134H200V130L197 129V135H199ZM113 139L115 140V138H113ZM187 139H188V140H192V139H194V137L189 136ZM120 145H123V146H126V147H127V146H131V145H132V141H131V140H127V141L115 140V146H116V151H117V152H119V147H118V146H120ZM102 150L106 152V151H107V147H106V146H102ZM173 150L175 151V149H173ZM94 154H95V152H91V153H89L88 155H94ZM175 159H176V160H179V159H180L179 155H176V156H175ZM198 159H199V156L194 157L193 160L191 161V164H190L189 166H190V167H195L196 161H197ZM122 161H123V158H122L121 162H122ZM159 163H160L161 165H163L165 168H169V169H173V168L176 167V165H175L174 163H172L171 161L165 163V161L160 160ZM80 171H81V173L84 172L83 165H81ZM148 171H151V169H148ZM186 175L191 176V173H187ZM201 175H203V173H201ZM158 178H162V177H153V176H149V177H147L148 180H155V179H158ZM197 178H198V177H197ZM209 179H211V177H209ZM38 191H39V189H38ZM78 191H79V182H77L76 187H75V188L73 189V191L70 192L68 195L71 196V195L73 194V192H78ZM0 199H3V197H0ZM210 199H212V198H210ZM100 203H104V201L101 200ZM249 203H252V201L249 200ZM165 206H166V205H165ZM75 207H79V205H76ZM113 207H115V206L113 205ZM161 210H162V209H161ZM21 211H23V209H21ZM129 211H130V209H129ZM103 223H104V224H108V223H111V221H110V220H105V221H103ZM142 234H143V233H141V235H142ZM64 235L67 236V233H65ZM74 240H75V238L73 237V242H74ZM56 247L59 248V247H60L59 244H57ZM63 251H64V249H61V253H63ZM176 251L179 252V251H182V250L178 248V249H176ZM222 254L225 255V256L229 255L228 253H222Z\"/></svg>",
  "mask_w": 264,
  "mask_h": 264
}]
</instances>
